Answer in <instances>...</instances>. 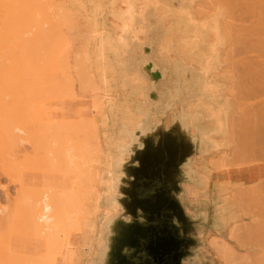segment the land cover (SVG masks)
Masks as SVG:
<instances>
[{
  "label": "rangeland",
  "instance_id": "1",
  "mask_svg": "<svg viewBox=\"0 0 264 264\" xmlns=\"http://www.w3.org/2000/svg\"><path fill=\"white\" fill-rule=\"evenodd\" d=\"M1 1L3 2H0V8L4 9V12L8 11L7 7L10 6L11 9H14V7L19 8V12L16 11L15 14L13 13L15 12L14 10L12 13H9L10 9L4 13L0 9V92L3 93V95L0 93V105L5 103L6 106H9V108L4 107L7 108L4 113L6 111L9 113L10 110L14 111H11L10 114L17 112L15 115L9 114V119L4 117L5 114L1 113L5 121L1 118L0 125L3 130L0 129V132L4 135L1 134L2 137H0V196L6 191L7 187L10 193L11 206L16 204L22 205L29 200L28 198L32 194L36 195L37 193L39 195L60 191L59 180L61 179L67 180L65 185L71 187L73 179L75 180L74 172L76 171L74 168L78 162H80L81 166L83 163H86L87 168L90 170L97 168V174L101 171L102 175V181L101 183L98 182V189L96 190L100 196L99 206L96 208L94 204L91 205L85 201H80V205L75 210H71L68 222L58 228L51 241L48 240L51 246L42 249L40 263L50 264L52 259H54L56 264H84L82 261L83 257L95 247L94 236L98 214H102L103 219H108L118 210L117 203L111 198L115 191V180L119 176L116 168L124 159L125 145L129 143L132 133L140 126L141 116L144 117L145 113V108L135 100H121L123 96L121 88L126 86V82H123L125 74L121 72L120 64L122 63L121 58H123V53L127 46L123 41L124 37L122 34L128 31L132 33L138 32L139 27L134 26L133 23L134 17L140 16L145 7L151 4L152 8L153 6L156 8V10L154 9L156 16L163 19V24L167 28L174 29L177 15L187 14L189 19L188 26L185 29L186 31L188 30V33H186V37L181 36L178 39L176 50L189 61L191 57L197 60L205 75L209 74L208 79L201 88L203 95H206L200 101V107L203 108L202 113L204 116L210 119L211 127H207V125L203 126L204 121L199 123L196 115L190 116V112L187 115L183 114V120L187 121L190 126L200 127L199 137L206 147L205 151H209V145H211L212 151L201 158L197 166L194 167L196 171H193L194 181L198 185L187 183L184 185V190L187 196L199 195L208 197L212 202L214 228L213 231H207L202 235L203 245L200 251L206 255L211 264H224V262L228 264L229 257L233 258L234 256V254L230 256L232 255L231 249L233 245L230 244L231 249L228 247L230 251H227V247L223 246L226 250L223 251L222 249V252H220L223 254L220 255L218 246L223 245L220 239L226 233V228L228 229L229 227V223L222 225V221H229V218L226 217L225 210L218 205V201L215 198L216 188L211 181V173L214 171V167L221 162L222 157L226 159L232 157L231 149L240 142L238 141L240 139V126L247 121L250 123L249 121L252 119V115L250 113L248 115L247 112L245 114L244 109L253 101V98L252 100H246L247 96L250 98V95H246V93V99L242 97L244 94H240L242 87L240 89L238 82L243 77L242 67L251 62L252 56L256 54L255 46L260 45L257 38L262 33L260 31L261 28H264V0H253L252 8L249 7L239 11L229 8L227 0H40L42 3L36 2V7L37 3L45 7L46 16H41L40 6L38 5L39 7H35L34 12H32L35 13V15L33 14L35 17H31L33 20L29 19L31 13L28 14L26 10L23 16L21 14L23 12L20 10L28 7L29 11H31L34 6L30 4L31 0L26 4L23 2L24 7L22 8H20L22 4L21 0H17L21 2L20 5L15 0L12 4L9 3L11 0ZM1 6H5V8ZM251 10L253 12H250ZM26 14L27 17H25ZM231 15H234V18L231 19ZM26 18L30 21L28 22ZM191 26L192 30L189 31ZM206 27L211 29L213 42L207 52H200V45L205 43V39L201 37L202 30L200 29ZM37 32L40 34L39 38L36 35ZM34 37L36 38L35 40ZM137 38L143 40L142 34L137 33ZM28 40L30 42L34 40V43H32L35 45H32ZM40 40H42L41 43ZM170 42L169 36H161L156 45L158 54L167 50ZM42 43L43 45L44 43L47 44L46 49L45 45V47L40 46ZM26 46L28 48L29 46H36V49L40 46L43 49L39 50V47V54H37L38 52L36 51L38 50H35L33 47L32 49L31 47L27 49ZM39 55L41 56L39 57ZM169 56L170 58L178 57L174 53H171ZM32 57L35 58L34 63L32 62ZM29 58L31 59L28 60ZM37 58L38 60H36ZM49 58H52L54 62L50 61ZM36 62L40 63V65L38 63L35 65ZM31 64L34 65H32L33 67L39 68V70L36 68L31 70ZM28 66L31 67L29 68ZM10 67L12 70H10ZM6 68L10 72H7ZM26 68L29 69V75L26 73ZM83 72L84 74L81 75ZM43 74L47 78L51 76L48 79L49 81L47 80L48 82L45 80L47 78ZM47 74L51 75L48 76ZM15 75L18 77H14ZM10 76L15 78V80H20L15 81L13 79L18 86L14 81H11L12 83L9 82ZM23 76H25L24 82H22ZM56 78L58 81L61 80L64 84H67V86L65 85L66 88H63L65 87L62 85L63 82L61 85L58 83L60 90L57 89V85L55 86L57 90L54 88V91H57L58 95H54L53 87L50 89L52 80ZM4 79L16 88H12V91V85L7 84ZM2 82L4 87L7 85L6 88L10 85L9 91L11 93L8 90L4 91ZM21 82L26 83L21 85ZM5 83L6 85H4ZM37 83L41 84V86L43 84L44 88L39 87L40 85ZM53 83L54 85L57 84ZM249 83L248 80L246 86H249ZM26 84L28 86L32 84L29 88L36 87L37 89L33 88L37 90L35 91L36 93L33 89H31L33 91L29 90ZM68 86L71 90L67 91ZM24 87L27 88L25 89ZM1 88H3L2 90L5 94L1 91ZM38 88L45 89V92L41 90V94L38 92L40 91ZM22 89L28 92L24 93ZM61 89L62 91H67L62 92L63 94L66 93L64 96L58 93L61 92ZM133 91V93H136V90ZM247 91L249 92V90ZM68 92L70 94L72 92V94L70 95ZM241 92L243 91L241 90ZM43 94H46L45 99L42 98ZM48 95L52 97H46ZM140 112H142V115ZM241 112L248 115L250 119L248 120V116L244 117L245 115H242ZM240 118H243V120ZM245 118L247 119L245 120ZM11 119L13 120L11 121ZM244 120L245 122H243ZM47 122H50L49 124L53 126L54 124L59 126L64 124V126L71 125L70 128L73 125L75 127V124L79 123L81 125L76 126L75 131L77 127L79 129L82 127L83 130L79 131L78 129L74 133L75 131L72 132L70 129L71 132L69 131V134L58 132L56 133L59 134L58 136H55L56 134L53 135L55 137L50 136L55 138L53 141L57 137L59 138L58 141L47 143L48 146L50 144L52 147L55 144L56 147L50 148L45 143L48 141L47 138L43 140L41 139L43 137H40L41 132L47 131V129H44L45 131L42 130V128H46L45 125H47V128L52 127V125L48 127L49 124ZM115 125L119 127L120 132L117 137L113 131ZM18 126L19 129L21 127L20 130L17 128ZM41 136H45V134ZM48 139L50 140V138ZM73 142L77 143L74 144ZM79 142L86 144L87 149L89 146L94 148V151L92 152L89 149L90 152H87L86 155L83 153V151L86 152L83 148V151L80 149L81 153L75 152V149L71 151V144L75 147ZM66 146L67 148L71 146L69 149L70 153H67V150V154H65L64 147ZM213 149L215 150L213 151ZM83 160H86V162L81 163ZM238 173L239 171L232 167L223 170V175L220 177L222 180H230L231 178L235 183L237 181L234 180ZM228 175H230V178H228ZM14 179L19 182L20 179L23 182H27L28 184L24 183V185L29 187H26V189L24 187V191L16 193L14 188L16 185V188L19 186L15 184L17 181H13ZM84 182L87 183L85 180ZM84 182L82 181V183ZM103 198L107 201L104 206L102 205ZM5 204H9V202L5 200L0 202L1 206H5ZM16 220L12 221L11 224V226L15 225L14 228H12L13 226L11 228L7 226L8 229L21 230V225L22 228L26 227L25 224H22L24 223L22 219ZM20 221H22L21 224ZM222 227H225V230ZM240 231L239 229L236 230V232ZM223 232L224 234H219ZM23 239L25 242L32 244L36 243L39 237L29 235L28 237L23 236ZM232 241L237 244L234 239ZM232 241L231 243L233 244ZM3 242V240H0L1 255L5 251V254L11 253L12 247L14 248L15 246H11L10 243L14 244L15 242H9L8 248L5 247ZM7 242L5 243L7 244ZM97 244L100 245L101 241L99 240ZM236 246L234 245L235 248ZM4 248L7 249L4 251ZM17 249L20 250L21 246ZM221 255H226L222 257L227 258H223L222 261ZM13 258H15V255ZM232 260L233 264H235L234 259ZM12 261L14 262V260ZM16 262L17 260L13 264Z\"/></svg>",
  "mask_w": 264,
  "mask_h": 264
},
{
  "label": "water",
  "instance_id": "2",
  "mask_svg": "<svg viewBox=\"0 0 264 264\" xmlns=\"http://www.w3.org/2000/svg\"><path fill=\"white\" fill-rule=\"evenodd\" d=\"M150 5L134 17L138 32L122 34L127 46L120 64L126 82L121 100L141 104L144 117L116 168L119 176L111 198L118 210L108 219L98 214L95 247L83 257L84 264H211L200 249L202 235L214 228L212 202L187 196L184 185L194 183V167L212 149L209 145L205 151L198 132L191 133L183 120L190 112L199 123L208 122L200 101L209 74L197 60L189 61L176 50L178 39L188 33L187 14L177 15L174 29L167 28ZM200 30L205 39L200 52H207L211 29ZM164 35L171 42L158 54L156 45ZM171 53L178 57L170 58ZM113 131L116 137L120 133L117 125ZM106 202L103 198L102 205Z\"/></svg>",
  "mask_w": 264,
  "mask_h": 264
},
{
  "label": "bare ground",
  "instance_id": "3",
  "mask_svg": "<svg viewBox=\"0 0 264 264\" xmlns=\"http://www.w3.org/2000/svg\"><path fill=\"white\" fill-rule=\"evenodd\" d=\"M13 1L14 0H11L9 3L12 4ZM15 1H17V0H15ZM26 1H28V2H26ZM0 2L2 3L3 1L0 0ZM21 2H22V4H21ZM21 2L20 1L18 2L19 5L21 4L20 8L24 7L23 2H25V4H26V3H29V0H24V1L21 0ZM36 2H40V0L39 1L38 0H35V1L31 0L30 4L34 5L32 7V10L30 9L31 11H29L28 7H26V8L24 7L25 9L24 8L20 9V10H22L21 12H23L21 14H23V16H24L26 13V10H27L28 14L31 13V16L28 15V16H30L29 19H32L33 17H35L34 16L35 13H32V12H34L33 10H35L34 8L36 7ZM252 2H253V0H227V5L229 6V8L237 9L239 11L242 9H247L249 7L252 8V6H251ZM4 3H5V1H4ZM40 3H42V2H40ZM38 5L40 6L41 16H44V15L46 16L47 12H46L45 7H43L41 4L37 3V7H39ZM1 7H3V6H1ZM3 8H5V6ZM7 8H8L7 10L9 11L11 9V6L7 7ZM16 8L15 7H14V9L12 8L13 10L11 9V11H9V13L10 12L12 13V11H14V10H15V12H13V13H15V14H16V11L19 12V10H18L19 8H17V10H16ZM1 10H3V12H4V9H1ZM8 11H5V12H8ZM250 12H253V10H251ZM19 14H17V15H19ZM236 16L238 17L237 14H236ZM25 17H27V14ZM36 17H37V15H36ZM237 17H236V20H237ZM42 18H44V17H42ZM232 18H234V15H231V19ZM26 19H28V18H26ZM29 19H28V22L30 21ZM37 19L39 20V18H37ZM24 20H25V18H24ZM35 22H37V21H35ZM27 26H28V24H27ZM36 31H38V30H36ZM260 31H262V33L257 38V40H259L260 45L255 46L256 54L254 56H252L251 62L248 64H245L242 67L243 77L240 79V82H238L240 89L242 87L241 90L244 92L243 93L240 90V94L241 93H242L241 95L244 94L242 97H244V99H246V96H245V93H246V95H250V98H251L250 99L249 96H247L248 98L246 100H248V99L252 100V98H253L254 102L253 101L250 102V104H248V107L246 109H244L245 114L247 112L248 115H250V114L252 115V119H250L248 115H245L244 112L243 113L241 112L242 115H245L244 117L248 116V120L250 119L251 121H249L250 123H248V121L245 122V120L247 119V118H245V120L243 121L245 123H243L240 126V134H239L240 139H238V141H240V142H238L234 146V148L231 149V151H232L231 156L232 157L230 159H226V158L222 157L221 162L216 167H214V169H213L214 171L211 173V181L213 182V184L216 188L215 189V198L218 201V205L225 210V215L227 218H229V221H230V222L228 220L222 221V225H224V223L225 224L229 223V227H228V229L226 228L225 234H224V232L219 233V234H224V235L220 239L222 241L223 245H220V243H219L220 247L218 246V251L222 252V249H223V251H225L226 249L228 251L229 248L231 249L230 244L233 245L232 246L233 251L231 249L232 255H230V256H233V254H234V256H233V258L232 257L230 258L227 255L229 257V263L228 264H233L232 259H234L235 264H264V39H262V38H264V28H261ZM38 32H37V34L36 33L35 34L39 38L40 34ZM35 39L36 38L34 37V40ZM29 40H32V39H29ZM29 40H28V42H30ZM34 40L30 42L32 45H35V44H33ZM41 42H42V40H40V43ZM30 43H28V44L31 45ZM44 45L42 43V45H40V46L41 47L43 46L46 49L47 44L44 43ZM30 47H31V49H32V47L35 48V50L39 49V47H38V49H36V46L35 47L29 46V48ZM41 47L39 50L43 49ZM29 48L27 47V49H29ZM45 49H44V51H45ZM39 50L36 51V52H38L37 54H39ZM52 51H53V49H52ZM52 51H50V52H52ZM34 55H35V53H34ZM44 55H46V54H44ZM40 56L41 55H39V57ZM34 57H32L33 63L35 62ZM37 57H38V55H37ZM30 59L31 58H29L28 60H30ZM36 60H38V58ZM49 60L53 61L52 58H49ZM23 61H25V60H23ZM24 63H22V64L24 65ZM37 63L38 62H36L35 65ZM32 65L33 64H31V66ZM38 65H40V63H38ZM24 66H26V65H24ZM31 66H28V67L30 68ZM33 66L31 68V70L36 68V66L35 67H33ZM48 66H49V64H48ZM37 67H40V66H37ZM7 68H9V67H7ZM7 68H6V70H7ZM42 68H44V67H42ZM26 69H27L26 73H28V75H29V72H28L29 69L28 68H26ZM36 69L39 70V68H36ZM3 70H1V71H3ZM10 70H12L11 67H10ZM31 70H30V72H31ZM7 72H10V71L7 70ZM33 72H35V71H33ZM13 73H14V71H13ZM24 74H25V68H24ZM83 74H84V72L81 73V75H83ZM17 75H15L14 77H16ZM50 75H48V76H50ZM44 76L47 78L46 75H44ZM44 76L41 75L42 78ZM24 77L25 76H23L22 82L25 81ZM45 77H44V79H45ZM50 78H51V76L45 80L47 81ZM9 79H10L9 80L10 83H12L11 81L15 80V78H12V76H10ZM16 79H18V78H16ZM45 80H44L45 83H47L49 81L48 80L46 82ZM54 80H52V81L57 83V84L54 85V83L51 82V84H50L51 88L49 86H47V84H46V86L49 87L50 89H52V87H53V89H52L53 91H54V88L56 85H57L56 87H58L57 89H59L60 88L59 86L63 82L61 80L58 81L57 78ZM248 80L250 83H249V86H246V83ZM4 81H6L7 84H10L9 82H7V80L4 79ZM15 81H20V80H15ZM41 81H43V80H41ZM6 83L4 85H6ZM25 83H22L21 85H23ZM29 83H30V81H29ZM41 83H43V82H41ZM58 83H60V85ZM65 83H67V82L65 81ZM15 84H16V82H15ZM34 84H36V83H34ZM37 84L40 85L39 87L44 88L43 84H42L43 87L41 86V84H39V83H37ZM10 85H12L11 90L13 91L12 88H16V87L13 84H10ZM10 85H8V87ZM16 85L18 86V84H16ZM62 85L67 86V84H64V82ZM6 86L4 87L3 82H2V87H4V91L5 90L9 91L10 87L6 88ZM26 86H28V85L26 84ZM30 86H28V88ZM66 86L63 88H66ZM22 88H23V86H22ZM33 88L34 87L29 88V90H31ZM68 88H69V86L66 89L67 91L71 90V88H69V89ZM244 88L246 89L245 91H244ZM2 89L3 88H1V91H3ZM25 89H22V91L24 90L23 91L24 93L28 92V91H25ZM38 89L40 90V91H38L40 93L42 91L45 92V89H43V90L40 88H38ZM33 90H31V91H33ZM66 90L62 91V89H61V92H58V93L63 94L64 92H67ZM247 90H249V92ZM35 91H37V90H34V92ZM246 91L248 92V94ZM5 92H4V94H5ZM9 92L11 93V91H9ZM56 92L57 91H54V95H58ZM0 93L3 95L2 92H0ZM46 93H47V91H46ZM65 94H63V96ZM71 94H72V92H71ZM45 95L43 97L42 96L41 97L44 98ZM39 96H40V94H39ZM39 96H38V98H39ZM46 97H52V96L48 95ZM254 98H255V100H254ZM256 98H257V100H256ZM2 102L4 103V101H2ZM8 104L10 105V103H8ZM3 105H0V121L3 119L2 116L4 114L6 115V116L4 115V117L9 119L8 115L10 114L11 111H13V110H10L9 113L7 111L4 113L5 109L7 110V108H4L6 106L5 103ZM1 106H3V107L1 108ZM138 106H140V105H138ZM6 107L9 108V106H6ZM14 110L16 111V109H14ZM1 113H3V115ZM15 113H17V112H15ZM15 113H11L10 115H15ZM140 113L142 115V112H140ZM189 115L194 116V114H192V113H189ZM10 117H12V116H10ZM142 117L143 116H141V119H142ZM203 118L208 119V122H204L203 126L207 125V127H211L210 126V123H211L210 119L208 117L204 116V114H203ZM243 118H240V119L243 120ZM12 120L13 119H11V121ZM197 120H198V118H197ZM202 122L203 121H200V123H202ZM61 123H63V122H61ZM7 125H8V122H7ZM50 125H52V124H49L48 127H50ZM64 125L59 126V125L54 124V126L52 125V127H50V128H47V125H45L46 128H42V130L47 129V131L46 132H41L42 130L40 131L41 132L40 137H43L41 139L45 140V138H47V140L50 141V142L46 141L45 142L46 145H47V143H52V142H55L56 140L58 141V139H59L58 137L56 138L55 141H53L55 138H52V137L59 135L56 133H58V132L59 133L60 132L68 133L69 131L71 132V130H72V132H74L75 127L78 125H81V124H79V123L75 124V127L73 125L72 128H70L71 125H68V126H64ZM4 126H5V124H4ZM207 127H205V128H207ZM17 128L19 129V126ZM39 128H41V127H39ZM73 128H74V130H73ZM0 129L3 130V128H1V125H0ZM20 129H21V127H20ZM78 129H79V127H77L76 131H78ZM81 129H82V127H81ZM81 129H79V131ZM190 129L192 130L191 133H193L194 129H195V131L198 132V136L200 135V133H199L200 127L192 125ZM76 131L74 133H76ZM1 134L2 133L0 132V137H2ZM42 134H45V136H41ZM2 135H4V134H2ZM53 135H55V136H53ZM50 136H52V137H50ZM48 138H50V140ZM51 138H52V141H51ZM68 139H72V138H68ZM126 139L128 140V138H126ZM75 143H77V142H75ZM79 143H78V145L76 144L77 149H79V150L76 149V145H75V147H73V144H71V146H72L71 149H70L71 146H68L69 148H67V146L64 147L65 154L70 153L72 151V149L73 150L75 149L74 150L75 152L78 151L77 153H79V152L81 153L83 150H85L86 152L83 151V153H85L84 155H86L87 152H90L89 149L92 152L94 151V148L89 146L87 149L86 144H81V143L79 144ZM82 145H83V147H82ZM54 146H55V144H54ZM48 147L51 148L52 145L50 146V144H49ZM82 148H83V150H82ZM69 149L71 151H69ZM54 151H56V150H54ZM66 151H67V153H66ZM83 162H86V160H83L81 163H83ZM232 167H234L236 170L241 172L243 174V176H241V178L239 180H237V182H235V183L232 180H226V179L222 180L220 177L223 175L222 171L230 169ZM75 168H74V170L76 172H74L75 174L73 173L75 180L73 179V183H72L71 187H67L65 185L67 180L64 181L61 179V180H59L60 191H58V192L54 191L51 193H44V194L42 193L39 195L37 193H36V195L32 194L28 198L29 200H27L26 203L24 202L25 204H22V205L16 204V205L11 206V204H10V193L8 192L7 187H6V191H4L3 194L0 196L1 197L0 202L2 200L3 201L5 200V201L9 202L10 205L9 204H5V206L0 205V240L4 241L3 243L5 244V247H7V246L9 247L8 244L11 241H14L16 244L10 243L11 246H15L14 247L15 250H13L14 248L12 247L11 253L5 254V252H6L5 250L8 247L6 249L4 248L5 252L4 253L2 252V255L0 253V264H10L11 262H12L11 264H13L15 262V260H17V262L15 264H43V263H40V255L42 253V249L44 247L48 248L51 246V243L48 240L51 241L54 234L57 232L58 228L62 227L63 225H65L68 222L67 220L69 218V214H70L71 210H75L80 205V203H81L80 201H85L87 204H91V205L94 204V206L96 208L99 206L100 196L98 194V191H96V190L98 189V187H97L98 182L101 183V181H102L101 171L99 174H97V168H93L92 170H90L89 168H87L86 163H83L81 166L80 162H78V164L76 165ZM194 172H196V171L194 170ZM76 173H77V175H76ZM87 175H88V177H86ZM9 177H11V176H9ZM17 177H19V176H17ZM84 177H86V179H84ZM76 178H78V179H76ZM11 179H13V178H11ZM15 180L16 179H14L13 181H15ZM84 180L87 183L89 182L88 185H87V183L84 182ZM88 180H90V181L92 180L91 183ZM21 181L22 180L20 179V182L17 181L15 183V184H18V186H19L18 188H16L17 187V185H16V187L14 188L15 189L14 191L16 193L24 191V187H25V189H26V187H29L27 185L26 186L24 185V183L26 184L27 182H23V181L21 182ZM82 181L84 183H82ZM11 182H12V180H11ZM81 184H82V186H81ZM189 184H197V183L194 181V183H189ZM84 187H85V189H84ZM20 219H22L24 221V223H22V221H20V224L22 223V224H25L26 227L28 226L27 229H26V227L22 228V225H21V230L8 229L7 226H10L9 228H11L13 226V225L11 226L12 221H15V220L19 221ZM14 226L12 228H14ZM225 227H226V225H225ZM225 227H222V228H224L223 230H225ZM18 228H19V226H18ZM237 229H239L241 231L236 232ZM220 230H221V227H220ZM220 230L219 231L217 230V231L221 232ZM29 235H33V236L35 235V236L39 237V240L36 243H32V244L29 242H25L23 239V236L28 237ZM15 238H17V239H15ZM233 239L236 241L237 244H235V242L232 241ZM7 240H9V241L7 242ZM231 241L233 242V244L231 243ZM5 242H7V244ZM234 245H237L236 248L234 247ZM18 246L19 247L21 246L20 250L17 249V248H19ZM223 246H225L227 248L224 249ZM221 252L219 253V255L223 254ZM7 254H8V256L6 257ZM226 254H228V253H226ZM9 255H10V257H9ZM14 255H15V258H13ZM222 256H226V255H221L222 261H223V258H225V259L227 258V257H222ZM12 260H14V262ZM230 261H232V262H230ZM226 262H228V261H226ZM50 264H56L55 260L52 259ZM224 264H227V263L224 262Z\"/></svg>",
  "mask_w": 264,
  "mask_h": 264
},
{
  "label": "crops",
  "instance_id": "4",
  "mask_svg": "<svg viewBox=\"0 0 264 264\" xmlns=\"http://www.w3.org/2000/svg\"><path fill=\"white\" fill-rule=\"evenodd\" d=\"M237 177L235 178V180L234 181H237V180H239L240 178H241V176H243V174L241 173V172H239L237 175H236ZM228 178H230V175H228ZM230 180H231V178H230ZM56 181H57V179H56ZM83 255H85V254H83ZM81 264V263H80Z\"/></svg>",
  "mask_w": 264,
  "mask_h": 264
}]
</instances>
